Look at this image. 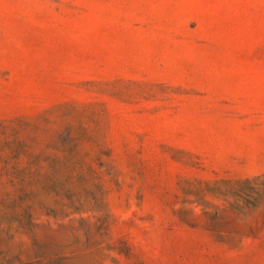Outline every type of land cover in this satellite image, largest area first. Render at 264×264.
Returning a JSON list of instances; mask_svg holds the SVG:
<instances>
[{
  "label": "rangeland",
  "instance_id": "374dc122",
  "mask_svg": "<svg viewBox=\"0 0 264 264\" xmlns=\"http://www.w3.org/2000/svg\"><path fill=\"white\" fill-rule=\"evenodd\" d=\"M0 264H264V0H0Z\"/></svg>",
  "mask_w": 264,
  "mask_h": 264
}]
</instances>
